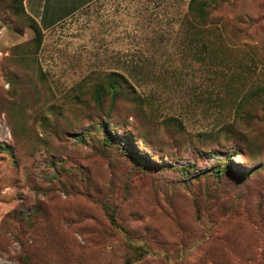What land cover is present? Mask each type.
<instances>
[{"label":"rangeland","instance_id":"rangeland-1","mask_svg":"<svg viewBox=\"0 0 264 264\" xmlns=\"http://www.w3.org/2000/svg\"><path fill=\"white\" fill-rule=\"evenodd\" d=\"M188 2L95 0L38 46L0 3V264H22L18 241L34 264H264V112L221 129L236 78L264 81V0L212 5L229 69ZM111 72L125 99L97 108Z\"/></svg>","mask_w":264,"mask_h":264},{"label":"trees","instance_id":"trees-1","mask_svg":"<svg viewBox=\"0 0 264 264\" xmlns=\"http://www.w3.org/2000/svg\"><path fill=\"white\" fill-rule=\"evenodd\" d=\"M218 1L219 0H189L187 6V15L191 19L189 25L191 24L192 26V24H195L203 27V29L197 31V33H199L201 36L198 39L202 40V45L207 52V56L211 59L212 62L217 61L220 65L223 64L227 69H229L232 65L228 61V58L226 56H217L219 53L217 44L221 46V43L225 41L224 30L222 27L221 29L216 26L210 27V24L212 23L209 21L211 16L210 9L212 5L216 4V2ZM0 3H7V7L12 11L14 15H21L26 18L27 26L34 31V39L36 41V45L38 46L41 42V27L31 16H29L25 12L23 0H0ZM207 63L210 65L208 61ZM243 67L246 73H254V69H251L249 65ZM253 67L255 66L253 65ZM121 78V75H119L118 73L111 72L103 84L96 85V87L93 89L92 96L97 108H101L102 100L106 96L109 98L110 104H114L117 100L125 99V97H122L121 92L123 91V86L120 83ZM236 80L240 83V88L242 89L245 87L246 82H249V86L248 88H245L247 91H245L243 95L239 97V100L235 99L233 107V122L229 123V121H226L221 126V129H223L225 132L224 137H226L227 139H230V136L233 137V135L235 134V129L232 127L235 123H237L236 120H242L244 118L245 120L252 119L255 109H260L264 112V81L260 82L258 81L257 77L254 78L252 76L248 77V80H246L245 75H241V77L236 78ZM127 97L128 101H131L135 105L143 104V100L139 96L132 95ZM166 125L173 126L174 129L181 128L180 123L175 119H169L166 122ZM237 136H241V133H239ZM234 139L241 138L235 137ZM234 148L235 150H240L238 147ZM7 152L10 154V150L7 149ZM246 154V156H249L248 151ZM251 159L254 158L251 157ZM224 172V167L220 168L219 166H215L210 172L204 173V175H206V177H210L214 180L220 181L224 176ZM198 177H200V175ZM198 177H194V179H198ZM25 217H28V215H26ZM19 220L21 222L23 218L20 217ZM30 224L33 226L35 224V221L31 219ZM18 242L21 244L22 251L21 254L17 257V260L22 264H34L32 256L26 254V250L24 251L25 243H23L22 241Z\"/></svg>","mask_w":264,"mask_h":264},{"label":"crops","instance_id":"crops-1","mask_svg":"<svg viewBox=\"0 0 264 264\" xmlns=\"http://www.w3.org/2000/svg\"><path fill=\"white\" fill-rule=\"evenodd\" d=\"M94 1L95 0H23V6L25 12L31 16L42 29H47Z\"/></svg>","mask_w":264,"mask_h":264}]
</instances>
